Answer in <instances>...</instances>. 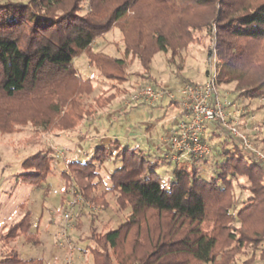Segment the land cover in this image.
<instances>
[{
	"label": "trees",
	"instance_id": "16d2710c",
	"mask_svg": "<svg viewBox=\"0 0 264 264\" xmlns=\"http://www.w3.org/2000/svg\"><path fill=\"white\" fill-rule=\"evenodd\" d=\"M84 1L0 0L1 135L13 134L27 122L45 131L52 126L51 130L71 134L105 109L109 103L98 99L88 105L78 98L69 100L71 93L64 88L75 84L76 96L82 85L93 88L92 79L84 80L75 72L74 61L83 54L105 79L126 81L124 60L93 49L94 42L118 24L126 56L136 59L146 73L157 53L174 56L177 48L196 40L194 32L212 34L215 26L220 86L231 85L238 104L264 93V0H88L89 9L81 16ZM152 3L158 7L153 14L140 10ZM152 82L154 88H162ZM22 102L29 107L24 120L13 107ZM210 133V140L224 137L218 147L204 139L212 151L209 157L216 153L210 165L209 157H187L182 162L171 151L165 158L151 157L129 144L116 159H109V144L119 140L97 146L87 162H69L70 172L64 170L63 176L71 180L75 176L83 200L101 204L104 210L113 201L120 212L129 211L120 226L107 224L102 232L94 226L93 234L83 239L92 245L93 264H237V256L250 245L252 257L242 264H252L257 254L263 255L264 167L226 130ZM171 159L172 179L164 185L157 171ZM51 160L44 152L25 159L21 181L41 186L52 172ZM110 160L120 166L110 175L112 186L103 190L102 181H93L98 177L95 168ZM242 178L247 179L242 187L250 196L236 212L235 184L242 185ZM110 194L115 195L111 201ZM38 238L33 212L27 209L0 230V264H45L43 259H24L15 245L23 239L39 246Z\"/></svg>",
	"mask_w": 264,
	"mask_h": 264
},
{
	"label": "rangeland",
	"instance_id": "374dc122",
	"mask_svg": "<svg viewBox=\"0 0 264 264\" xmlns=\"http://www.w3.org/2000/svg\"><path fill=\"white\" fill-rule=\"evenodd\" d=\"M153 6L154 3L151 6L143 5L140 10L146 15H150L158 8H153ZM88 9V0H85L82 2L79 15L86 14ZM160 13L164 15L161 10ZM133 15L132 11L129 17ZM119 27L118 24L111 32L97 39L93 49L110 57L124 60L126 81L119 83V81L105 79L99 70L90 66L88 57L83 54L74 61L75 72L78 73L77 77L84 80L92 79L93 88L90 89L89 86L82 85L83 88L79 89L81 93L78 96L74 92L78 89L75 84L72 83L64 88L67 94L71 93L68 96L69 100L78 98L84 100L87 105L94 99L109 103L105 109L100 110L95 118L85 120L82 125L83 128L86 127L84 135L81 133L82 126H80L81 131L77 129L75 132L67 134L51 130L52 126L50 130L46 131L42 126L35 128L30 122L16 127L17 129L15 128L14 131L17 130V132L13 134H0V230L29 209L33 212L34 230L38 231V239L41 243L37 247L26 244L23 239H18L15 245L24 259H43L45 264H93L89 250L92 245L83 239L93 234L94 230L91 231V229L94 226L97 227L98 232L104 231L103 227L107 224L114 228L120 226L126 220L129 211L120 212L113 201L111 207L104 210L101 204H94L89 199L83 200L78 193L79 185L75 176H72L73 180L65 179L63 171L70 172V161H89L95 148L103 143L108 146L110 140H119L121 143L109 144L112 146V155L109 159H116V154L118 155L126 144L139 147L151 157L165 158L170 150L160 144V139L167 134V130L173 128L174 118L181 115L182 109L174 104L169 105L168 101L162 102V106L155 108L153 106L157 104L126 107L124 106L125 102L129 95L142 85L152 86V81H156L163 88L166 87L170 90L180 89L184 84L189 83V80L195 83L204 82L211 55L217 62L214 46L216 45V27L213 26L212 34H209L207 30L194 32L196 40L186 48H177L174 56H171L170 52L157 53L149 73H146L136 59L126 56L123 34ZM144 38L145 42H150L149 37ZM141 75L151 77L152 81L148 83ZM223 88L226 90H224L225 93H231L229 95L231 100L236 98V94L232 93L231 85ZM241 103L243 105L240 106L245 114L244 119L250 115L251 121L256 127L254 130L248 129L246 132L256 147L264 152V93L257 99ZM13 107L17 109L19 118L24 120L29 112V107L23 102L16 103ZM95 107L93 103L92 108L95 109ZM85 108L90 107L86 106ZM247 112L249 113L247 114ZM104 126L106 129L103 128ZM98 128H102L104 132L107 130V132L97 133ZM104 135H109L107 137L110 138ZM223 140L224 137H217L213 140L206 139L209 144L217 147ZM232 141L230 139V142ZM159 145L160 149H158ZM230 147H232L231 143L228 145V148ZM40 152H44L52 159L50 161L52 172L39 187L23 184L19 179L24 173L22 162ZM215 154L214 152L213 156ZM211 157H209V165L212 162ZM186 159L185 157L181 161H186ZM170 161L169 164L160 167L157 171L162 176L164 185L169 184L172 179L171 172L175 167V161L173 159ZM97 166L95 174L98 177L93 181L94 183L102 181L104 185L101 189H107L112 186L110 175L120 166V162L115 163L110 160ZM206 167L208 168L205 170H208L209 166ZM246 181V178H242V185L235 184V196L238 198L236 212L241 205H247L246 200L250 196V192L245 191L242 187L247 185ZM113 196L115 195H108L109 201L113 199ZM71 203L76 205L69 215V220L62 219L61 215L69 212ZM235 226L241 227V223L236 222ZM261 250L263 255L257 254V260H253L252 264H264V239L261 243ZM252 253L251 245L249 248L242 249V254L237 256V264L251 259ZM78 256L81 257L80 261Z\"/></svg>",
	"mask_w": 264,
	"mask_h": 264
},
{
	"label": "built area",
	"instance_id": "2783aa9c",
	"mask_svg": "<svg viewBox=\"0 0 264 264\" xmlns=\"http://www.w3.org/2000/svg\"><path fill=\"white\" fill-rule=\"evenodd\" d=\"M209 60L204 82H189L177 90L144 86L131 93L124 106L155 105L168 101L182 109L181 115L174 118V127L160 139V144L173 152L175 159L209 157L212 151L204 140L207 131L224 129L248 156L264 167V152L247 134L241 106L229 96L222 95L216 59L211 55ZM75 205L71 203L69 212L61 218L69 220Z\"/></svg>",
	"mask_w": 264,
	"mask_h": 264
},
{
	"label": "crops",
	"instance_id": "0c3cea01",
	"mask_svg": "<svg viewBox=\"0 0 264 264\" xmlns=\"http://www.w3.org/2000/svg\"><path fill=\"white\" fill-rule=\"evenodd\" d=\"M225 88H223V86L221 87V91H222V94H224L225 96H229L231 93H225ZM243 101H246L245 99H242ZM169 104V103H168ZM163 105V103H158L157 105H155V106H153L154 108L155 107H159V106H162ZM239 105H243V104H241V103H239ZM140 106V105H139ZM169 106V105H168ZM172 106V105H171ZM249 113V112H248ZM253 114V113H252ZM252 119H251V117H250V115H247L246 117H245V119H244V121H245V123H246V125L244 126L245 128H246V131L249 129V130H254L256 127H254L255 125H254V123H252V121H251ZM85 128V129H84ZM83 128V126H82V131H81V129L79 130V131H81V133H82V135H84L83 133H84V131L86 130V127H84ZM104 129H106V127L104 126L103 127ZM103 129L102 128H98V131H97V133H100V131H102ZM170 130H167V132L166 133H168ZM94 133L96 132V131H93ZM102 132H104V131H102ZM80 133V132H79ZM211 133H210V130H208L207 131V134H206V137H209V136H211L210 135ZM107 138H109V137H107ZM20 179V178H19ZM20 181H21V179H20ZM22 182V181H21ZM24 184V183H23ZM22 206V205H21ZM21 217V216H20ZM19 217V218H20ZM17 220V219H16ZM16 220H14V221H16ZM6 226V225H5ZM2 230V229H1ZM38 247V246H37ZM78 259H79V261L81 260V257H79L78 256ZM78 261V262H79Z\"/></svg>",
	"mask_w": 264,
	"mask_h": 264
}]
</instances>
